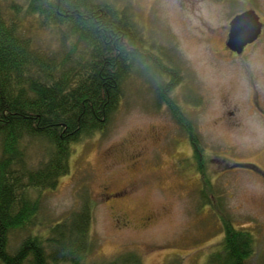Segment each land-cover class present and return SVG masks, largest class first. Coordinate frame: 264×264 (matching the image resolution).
Listing matches in <instances>:
<instances>
[{
	"label": "rangeland",
	"instance_id": "374dc122",
	"mask_svg": "<svg viewBox=\"0 0 264 264\" xmlns=\"http://www.w3.org/2000/svg\"><path fill=\"white\" fill-rule=\"evenodd\" d=\"M101 1L129 7L147 48L182 73V92L170 95L172 105L157 107L166 83L136 68L106 128L73 145L70 171L43 192L35 223L63 220L89 198L95 246L86 264L129 251L141 264H209L221 249L220 218L228 215L235 228L253 234L248 264H264V178L249 168L231 169L251 162L264 168V119L248 102L253 81L264 77V37L238 59L225 47L237 14L255 9L264 20V0ZM23 22L36 45L57 50L55 28L40 27L35 17ZM179 111L198 134L214 205L200 198L204 184L194 152L172 113ZM46 144L25 142L31 167L46 159ZM31 232L14 235L15 245Z\"/></svg>",
	"mask_w": 264,
	"mask_h": 264
},
{
	"label": "trees",
	"instance_id": "16d2710c",
	"mask_svg": "<svg viewBox=\"0 0 264 264\" xmlns=\"http://www.w3.org/2000/svg\"><path fill=\"white\" fill-rule=\"evenodd\" d=\"M26 17L58 31L56 51L36 45L24 31ZM153 50L129 7L115 2L0 0V264H86L95 246L94 202L87 198L63 220L43 227L35 223L41 197L69 173L73 145L106 128L136 68L167 80L169 70ZM159 89L163 100L166 85ZM182 111L172 113L194 152L204 184L200 198L214 205L198 134ZM31 140L47 143L37 168L26 160L25 142ZM220 219L221 249L209 264H248L253 234L235 228L228 215ZM29 229L15 245L12 237ZM102 264H141V258L129 251Z\"/></svg>",
	"mask_w": 264,
	"mask_h": 264
},
{
	"label": "flooded vegetation",
	"instance_id": "af4514ba",
	"mask_svg": "<svg viewBox=\"0 0 264 264\" xmlns=\"http://www.w3.org/2000/svg\"><path fill=\"white\" fill-rule=\"evenodd\" d=\"M262 21L264 23V20H262ZM228 33H229V26H228V31H227V38L225 41V47L227 49H228V47H227L226 43L228 40ZM263 37H264V28H263V31H262L260 38L256 42L246 46L241 55L237 54L236 52L231 51L230 49H228V50L234 59H238L239 57L244 56L248 52L249 49L251 50L254 46H256L260 42V40L263 39ZM163 64L168 68L169 72H167L168 76L166 77L167 80L165 81L166 90L164 91L163 100H160L158 95L155 97V104L157 107H161L163 105L167 106L168 104L172 105L171 102H173V99L170 97V95L173 93L182 92V90H180V88L182 87V84H183L182 73L180 74L179 70H177L176 68H173L171 65L167 64L165 61L163 62ZM260 79L262 81L259 82L258 80H256V82H257L256 84L253 81V87H251L252 93L249 94L250 98H249L248 102L251 103V105L254 108V110L256 111V113L259 114L264 119V93L260 92V90H258V87H257V86H259V88L264 90V77H261ZM185 93H188V92L185 91L184 94L182 95V98L184 99L185 104H187L190 97L188 94V98H186ZM181 101L183 103V100H181ZM198 101H200V99H198ZM231 115H234V113H231ZM248 164L249 165L251 164V165L247 166ZM231 167H232L231 169L241 168V167L249 168V169L260 172L264 178V168L259 166L256 163H253V162H251V163H235ZM197 172L199 173L198 168H197ZM199 175H200V173H199ZM110 195L114 196V194H110ZM108 198H111V196H109Z\"/></svg>",
	"mask_w": 264,
	"mask_h": 264
},
{
	"label": "water",
	"instance_id": "95a60500",
	"mask_svg": "<svg viewBox=\"0 0 264 264\" xmlns=\"http://www.w3.org/2000/svg\"><path fill=\"white\" fill-rule=\"evenodd\" d=\"M263 28L264 23L255 9L237 14L229 23L228 49L241 55L246 46L260 38Z\"/></svg>",
	"mask_w": 264,
	"mask_h": 264
}]
</instances>
